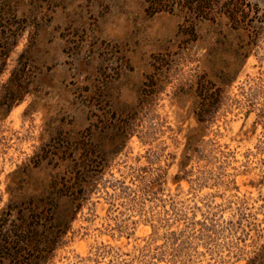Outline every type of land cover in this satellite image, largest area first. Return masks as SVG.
Here are the masks:
<instances>
[{
    "label": "rangeland",
    "instance_id": "rangeland-1",
    "mask_svg": "<svg viewBox=\"0 0 264 264\" xmlns=\"http://www.w3.org/2000/svg\"><path fill=\"white\" fill-rule=\"evenodd\" d=\"M215 10L0 0V251L58 234L0 264L264 263V0Z\"/></svg>",
    "mask_w": 264,
    "mask_h": 264
},
{
    "label": "trees",
    "instance_id": "trees-1",
    "mask_svg": "<svg viewBox=\"0 0 264 264\" xmlns=\"http://www.w3.org/2000/svg\"><path fill=\"white\" fill-rule=\"evenodd\" d=\"M147 8L154 12L174 10L175 8L183 11L186 16L193 19L191 23L196 24L197 20L213 19L216 5L220 0H145ZM230 18L236 20L238 10L229 4L221 10ZM195 20V22H194ZM10 212L6 213L0 224L2 230L5 221L9 220ZM52 219L49 212L45 208L32 207L21 217L19 223H14V230L10 229L9 234H6L0 251V259H7L8 256L15 254H29L34 251L38 254V258L43 260L56 243L58 234L51 228ZM4 247V249H3ZM19 255V256H20ZM251 264V263H250ZM253 264V263H252ZM264 264V263H259Z\"/></svg>",
    "mask_w": 264,
    "mask_h": 264
}]
</instances>
